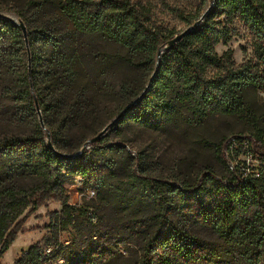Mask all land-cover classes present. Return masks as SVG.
I'll list each match as a JSON object with an SVG mask.
<instances>
[{
	"label": "trees",
	"instance_id": "1",
	"mask_svg": "<svg viewBox=\"0 0 264 264\" xmlns=\"http://www.w3.org/2000/svg\"><path fill=\"white\" fill-rule=\"evenodd\" d=\"M196 2L194 14L180 8L171 12L190 27L207 4ZM16 15L26 29V45L20 29L0 17V260L25 232L27 218L48 203L61 208L51 215L48 228L56 233L70 227L77 211L63 189L67 176L94 193L92 188L101 191L114 177L113 157L124 152L122 144L101 145L102 136L89 154L71 157L112 121L100 122L104 101L114 103L120 97L123 109L118 115L128 109L118 124L158 130L181 110L196 122L232 117L251 128L247 137L232 135L212 145L225 169L221 177L207 169L194 184L146 183L133 172L136 181L146 183L151 209L133 221V231L144 233L135 264H264V117L259 120L244 97L247 89L264 92V0H216L199 28L164 52L158 63V49L176 35L155 26L148 1L25 0ZM238 24L254 36L255 64L235 66L230 51L216 53L218 46L230 42ZM98 41L121 51L106 53ZM122 68L131 74L122 75L115 85L114 69ZM155 69L147 91L135 103ZM18 129L21 133H13ZM232 143L247 145L249 174L229 170ZM15 155L23 157L25 170L37 176L39 184H15L13 168L2 163ZM253 162L259 165L255 168ZM195 227L208 230L214 240L194 234ZM54 246L50 260L64 264H109L118 254L117 246L83 251ZM48 261L43 247L34 245L15 264Z\"/></svg>",
	"mask_w": 264,
	"mask_h": 264
},
{
	"label": "rangeland",
	"instance_id": "2",
	"mask_svg": "<svg viewBox=\"0 0 264 264\" xmlns=\"http://www.w3.org/2000/svg\"><path fill=\"white\" fill-rule=\"evenodd\" d=\"M145 1L151 5L155 26L166 35H177L188 28L173 15L172 9L180 8L186 14H194L197 9V0ZM23 2L25 0H0V12L19 20L16 11L22 8ZM209 2L210 0H207L206 8L202 12L208 9ZM234 27L230 42L216 48L217 55L221 56L230 51L231 61L235 66L255 64L253 34L241 24ZM97 44L102 51L109 54L121 51L112 44L100 41ZM124 74L128 76L131 73L123 68L118 71L114 69L113 84L115 82V85H118ZM244 97L250 110L261 120L264 117V92L247 89ZM119 100L120 97H115L114 103L104 101L100 122L107 125L118 116L123 109ZM20 131L21 129H18L13 133H21ZM250 131L251 128L246 123L236 118L211 116L196 122L181 110H177L170 124L158 130L146 124L117 122L99 141L101 145L118 143L124 148L123 153L113 157L114 177L106 181L105 188L101 191L92 188L96 194L90 198L88 190L76 177L67 176L63 189L68 204L77 211L70 227L66 231L58 230L56 233L49 229L51 215L60 212L61 208L56 203L46 204L27 218L23 226L25 232L17 236L0 260V264H15L22 254L34 245L44 247L56 244L73 246L76 251H83L88 247L110 250L117 246L118 254L113 256L109 264H135L144 233L140 230L133 231V221L151 213L147 193L144 194L148 192L145 184L150 182V179L175 184H194L199 175L207 169L212 170L218 177L223 176L225 169L217 161L212 145L232 135L247 137ZM235 151L227 166L239 170L249 168L251 158L247 149L236 147ZM85 152L89 154L90 148ZM2 163L13 168L17 186L27 188L41 182L37 176L25 170L26 162L23 157L15 155ZM252 166L257 167V163L254 162ZM133 172L145 178L146 183L136 181ZM175 218L176 221H181L178 216ZM191 231L214 240L208 230L195 227L191 228Z\"/></svg>",
	"mask_w": 264,
	"mask_h": 264
},
{
	"label": "water",
	"instance_id": "3",
	"mask_svg": "<svg viewBox=\"0 0 264 264\" xmlns=\"http://www.w3.org/2000/svg\"><path fill=\"white\" fill-rule=\"evenodd\" d=\"M216 0H210L209 2V7L208 9L204 12V14L190 27H188L187 29H185L183 32L179 33L178 35L174 36L170 41H168L166 43V45L163 47V48H160L158 49L157 51V54H156V61L158 63L159 59H160V56L166 52V51H169L171 50L172 48H174L176 45H178L182 39L189 33L193 32V31H196L199 26L201 25V23L203 22V20L205 19L207 13L209 12L210 8L213 6L214 2ZM0 17L10 21L11 23H13L14 25H16L21 33H22V37L24 39V42H25V45L27 44V33H26V29L23 25V23L20 21V20H15L9 16H6V15H0ZM27 60H28V71L30 72V56H29V52L27 50ZM156 70L154 71V74L152 75V77L150 78L148 84H147V87L145 89V91L140 95V97H138L136 100H135V103L138 102L142 95L147 91L149 85H150V82L152 81V78L153 76L155 75L156 73ZM35 107H36V112L38 114V120H39V124H40V127L45 131V128L43 126V123H42V119H41V116H40V112L38 110V106L35 102ZM128 109V108H127ZM126 109V110H127ZM123 111L120 115H118L116 118H114L97 136H95L94 138L92 139H89L88 141L85 142V144L82 146L81 150L79 151V153L71 158H77V157H80L91 145L95 144L102 136H104L109 130L110 128L116 124L118 122V120L121 118V116L126 112ZM46 133V143H47V147L53 151V148H52V145H51V141H50V134L48 132H45ZM60 157H62L61 154H58Z\"/></svg>",
	"mask_w": 264,
	"mask_h": 264
},
{
	"label": "built area",
	"instance_id": "4",
	"mask_svg": "<svg viewBox=\"0 0 264 264\" xmlns=\"http://www.w3.org/2000/svg\"><path fill=\"white\" fill-rule=\"evenodd\" d=\"M236 147H238L237 145H235V143H232L231 144V146H230V157H229V159H232L233 158V153H234V151L236 150ZM241 147H245L246 149H247V151H248V147H247V145L246 144H243ZM236 152V151H235ZM249 155V154H248ZM251 158V157H250ZM252 163V162H251ZM254 163V162H253ZM255 163H257V162H255ZM259 164L257 163V166H258ZM249 167H250V165H249ZM256 168V167H255ZM235 168H232V167H229V170H234ZM245 172L247 173V174H249L250 173V170H249V168H246L245 169ZM252 176L254 177V178H257L258 177V173L257 172H253L252 173ZM88 196L90 197V198H93L94 196H95V193L93 192V191H88ZM56 250V246H51V245H49V246H44L43 247V255L45 256V257H47L48 259H49V261L47 262V263H45V264H64V261L63 260H58V261H52V260H50L51 258H52V255H53V252Z\"/></svg>",
	"mask_w": 264,
	"mask_h": 264
}]
</instances>
